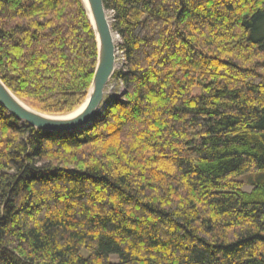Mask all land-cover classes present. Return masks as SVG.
<instances>
[{"label": "trees", "instance_id": "trees-1", "mask_svg": "<svg viewBox=\"0 0 264 264\" xmlns=\"http://www.w3.org/2000/svg\"><path fill=\"white\" fill-rule=\"evenodd\" d=\"M103 4L124 91L102 118L0 107V264H264V0ZM96 57L81 0H0V80L31 109L79 108Z\"/></svg>", "mask_w": 264, "mask_h": 264}, {"label": "water", "instance_id": "water-1", "mask_svg": "<svg viewBox=\"0 0 264 264\" xmlns=\"http://www.w3.org/2000/svg\"><path fill=\"white\" fill-rule=\"evenodd\" d=\"M95 36L97 57L90 88L79 110L63 116L37 112L20 101L0 80V107L35 130L54 134L81 132L102 118L105 88L116 70V44L103 0H81Z\"/></svg>", "mask_w": 264, "mask_h": 264}, {"label": "rangeland", "instance_id": "rangeland-1", "mask_svg": "<svg viewBox=\"0 0 264 264\" xmlns=\"http://www.w3.org/2000/svg\"><path fill=\"white\" fill-rule=\"evenodd\" d=\"M107 16H108V19L110 20V23H111V15L109 12H107ZM119 43V39L115 37V44L117 45ZM123 64V59L121 57V54L116 50V70H119L121 69V66ZM123 89L120 85H118L113 79L110 80V82L108 83L107 87L105 88V104L108 102V100L112 99V98H120L122 97L123 95ZM88 93V92H87ZM87 97V96H86ZM86 99V98H85ZM85 101V100H84ZM84 103V102H83ZM82 103V104H83ZM81 107V106H80ZM78 109V108H77ZM76 109V110H77ZM75 110V111H76ZM74 111V112H75ZM73 113V112H72ZM103 116V115H102ZM243 190L245 192H250L251 191V188L250 187H247L245 186L243 188ZM110 261L112 263H117L118 261V258L117 257H111Z\"/></svg>", "mask_w": 264, "mask_h": 264}, {"label": "bare ground", "instance_id": "bare-ground-1", "mask_svg": "<svg viewBox=\"0 0 264 264\" xmlns=\"http://www.w3.org/2000/svg\"><path fill=\"white\" fill-rule=\"evenodd\" d=\"M107 17H108V16H107ZM116 38H117V37H116ZM114 42H115V37H114ZM78 110H79V108H78ZM78 110H76V111H78ZM76 111H75V112H76ZM73 113H74V112H73Z\"/></svg>", "mask_w": 264, "mask_h": 264}]
</instances>
